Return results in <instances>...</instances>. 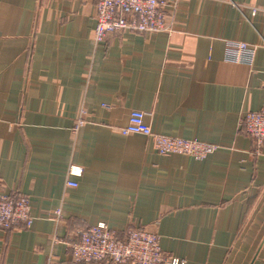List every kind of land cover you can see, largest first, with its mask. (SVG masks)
Masks as SVG:
<instances>
[{"label":"crops","instance_id":"1","mask_svg":"<svg viewBox=\"0 0 264 264\" xmlns=\"http://www.w3.org/2000/svg\"><path fill=\"white\" fill-rule=\"evenodd\" d=\"M96 1L0 0V193L26 195L33 215L0 229V264H99L75 263L71 244L100 222L121 238L155 230L185 264H264V143L240 123L264 109V0H180L173 29L99 43ZM230 40L253 56L228 58ZM133 109L217 149L160 154L120 131Z\"/></svg>","mask_w":264,"mask_h":264},{"label":"built area","instance_id":"2","mask_svg":"<svg viewBox=\"0 0 264 264\" xmlns=\"http://www.w3.org/2000/svg\"><path fill=\"white\" fill-rule=\"evenodd\" d=\"M180 0H97L95 3L96 25L93 30L95 43L102 42L113 31L135 30L139 32H161L173 29ZM255 51L242 41H227L226 56L230 59H250ZM86 109L82 106L72 127L77 133L86 122ZM241 125L255 140L256 152L264 143V109L248 111L240 119ZM123 134L142 133L153 140L154 149L160 154L183 153L201 159L217 149L213 143L186 139L153 131L145 121V112L133 109L128 122L120 128ZM71 164L70 174H80ZM67 186L76 187L78 182L68 179ZM58 208L51 215L61 217ZM33 223L31 204L26 195L12 196L0 193V229L13 230ZM73 261L104 264H185L184 259L165 253L161 246V235L148 228H129L126 237L104 222L88 226L80 239L71 244Z\"/></svg>","mask_w":264,"mask_h":264}]
</instances>
